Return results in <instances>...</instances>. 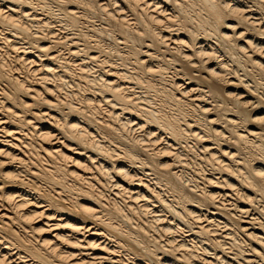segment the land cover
Returning a JSON list of instances; mask_svg holds the SVG:
<instances>
[{
	"label": "bare ground",
	"instance_id": "6f19581e",
	"mask_svg": "<svg viewBox=\"0 0 264 264\" xmlns=\"http://www.w3.org/2000/svg\"><path fill=\"white\" fill-rule=\"evenodd\" d=\"M0 264H264V0H0Z\"/></svg>",
	"mask_w": 264,
	"mask_h": 264
}]
</instances>
